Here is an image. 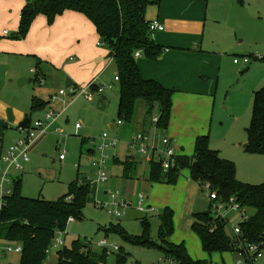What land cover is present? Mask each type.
Here are the masks:
<instances>
[{
    "label": "rangeland",
    "instance_id": "obj_1",
    "mask_svg": "<svg viewBox=\"0 0 264 264\" xmlns=\"http://www.w3.org/2000/svg\"><path fill=\"white\" fill-rule=\"evenodd\" d=\"M226 1H228L229 7H232L233 4L238 5L234 10V14H236L234 17L241 27L233 34L238 36V40L234 41L239 42V48L228 52L231 60L227 65L226 75L220 80V90L212 114L213 122L210 135L212 147H210L215 149L217 145H225L226 140L222 139V136L227 134L228 140L225 147L231 146L230 155L236 165L237 179L243 183L260 185L264 183V155L244 152L243 147H237V144L231 143L235 140L229 135H235L237 143L248 139L246 129L251 124L253 114L252 93L249 89L252 90L254 86L261 89L264 86V0H247L246 3H241L238 0L237 2L236 0ZM230 9H228V13H230ZM215 29L218 31V37L215 38H225V34L230 31V28L222 23L213 28L208 24L206 38L214 37ZM99 43L98 46L102 47L103 45H99ZM104 48L108 49L106 46ZM244 56H248L250 64H243ZM235 59L240 62L239 65L233 64ZM37 64L34 57H17L13 54L0 52V103L4 106V112L7 115L8 110H12L13 113L17 110L29 113L32 122L43 120L46 116L44 111L30 110L33 97L56 96L60 89L65 88L62 87L63 81L59 73L50 67H43L41 64L39 67ZM41 68L47 74L46 84H40L37 78L36 82L19 86L20 75L36 79L37 71ZM248 68L249 76L247 75ZM113 69L114 66H111L102 78L106 87L104 93L95 95L92 101L89 102L84 96H77L74 100L70 97H60L58 100L50 102L49 111L54 110L57 114H60L64 108L65 111L58 115L54 125L47 133H36V137L30 142L28 149L29 162L22 164V170L18 171L12 168L8 171V180L11 182L8 186L12 187L14 180L22 178L21 192L24 197L56 201L68 194L70 185L77 178L82 184H90L91 192L83 211V219L68 224L63 240L65 246L69 248L75 240H87L92 243L93 249L97 253H101L98 244L104 239L108 243L118 244L122 251L107 256V264H119L118 256H127L124 264H135L136 262L141 264H177L174 259H167L163 252L169 250L168 243L175 244V242L176 244L183 242L185 247L190 249L189 255L194 260H200L205 264H237L238 254L236 253L225 252L212 255L205 253L199 237L190 228V220L198 212L195 210L188 213L190 204L193 202L186 184L187 170L181 172L178 185L163 184L165 186L156 191V201L151 200L152 211L144 214L139 212V195L150 197V182L148 180L151 164L133 163L132 175L142 178L136 179L137 182L125 175L122 163L128 156H137V154L130 151L126 144L131 137L127 129L130 124L124 123L118 132L112 131L109 127L110 122L118 123L119 121L117 112L120 85L115 83L112 89L107 87L111 82H114ZM240 71H244L243 74ZM87 85L81 87L84 88ZM248 101H250L249 111H247ZM242 102L245 103L246 109L244 115L243 111L238 108ZM224 105H228L227 110L224 109ZM144 108V102L139 101L137 112L139 113V110ZM153 115H159V108L154 109ZM234 115H237L238 118L233 119ZM78 124L81 125L79 130L76 128ZM2 126L3 131L4 127L8 128L3 144H0L2 158H5L16 142L26 136V132L21 133L15 130L13 124H10L8 120L4 124L2 123ZM58 130H61V133ZM104 133L109 134L111 138L118 137L120 142L115 149H110L105 153L109 157L104 165L105 176L102 178L105 181L102 182L98 173L99 169L93 163L102 156L98 148L103 144L102 135ZM192 151L193 148L190 147L188 154H191ZM61 156H64L63 160L60 159ZM2 167L6 169L7 165L2 164ZM49 177H53V179ZM112 195L116 196L117 202L123 200L128 204V208L124 211L121 210L125 213L121 217L113 214L116 211V206L112 204ZM200 196L204 200V197ZM211 205L213 211L217 212V216H223L229 221L226 231L229 236H233V229L238 227L244 219L242 212L233 210L231 201L222 211L216 209V203ZM166 209H171L174 213V233L170 238L162 241L159 236L161 225L159 217L164 214ZM253 211L249 209L246 214L251 215L254 213ZM145 219L150 223L149 239L156 243L157 248L132 246L112 230L119 227L129 237H139L143 233L141 222ZM4 248L5 246L0 244L1 255H5L2 254ZM5 257L8 258L7 260H12L18 258V255L8 254ZM57 259V255L53 257L51 254L47 264H54ZM5 263L6 259L1 258L0 264ZM254 264H264V255Z\"/></svg>",
    "mask_w": 264,
    "mask_h": 264
},
{
    "label": "trees",
    "instance_id": "obj_2",
    "mask_svg": "<svg viewBox=\"0 0 264 264\" xmlns=\"http://www.w3.org/2000/svg\"><path fill=\"white\" fill-rule=\"evenodd\" d=\"M154 3V0H27L21 12L18 30L12 38L25 39L40 15L46 17L51 26L66 11L83 14L95 25L102 45L110 50L109 58L113 60L119 78L117 83L120 85V121L131 123L137 103L142 101L146 118H151L154 109L159 108L158 127L167 130L175 91L153 80L144 79L135 58V53L140 52L144 57L155 60L163 51L153 40L146 18L148 7ZM42 105L39 99L33 98L32 110ZM246 132L248 139L245 152L264 155V86L254 94L252 121ZM176 162L177 167L168 172H163L159 165L151 164L149 182L175 185L181 172L186 169L194 182L202 188L208 187L209 193L217 194L218 199L213 202L216 203V209L221 204L227 207L233 200L243 211L244 219L238 226L240 233L234 232L233 236H229L226 231L229 221L223 216H217L212 205L207 212L194 216L192 229L199 237L205 253L239 254L245 253L248 245L264 247V183L251 185L239 181L235 164L211 149L209 136L197 138L193 157L178 155ZM133 163L131 157L122 163L125 175L129 178ZM13 182L12 194L0 200V241L7 243V246H22L19 264H47V251L56 232L66 231L71 217L75 221L83 219V211L91 192L90 184H82L77 178L70 185L67 195L57 201H47L24 197L21 192L22 178ZM249 209L254 210V213L247 215ZM173 218L171 209H166L159 217L160 240L165 241L173 235ZM141 224L143 233L139 237H129L119 227L112 230L132 246L156 247V243L149 239V221L145 219ZM168 245L169 250L163 251L167 259H174L177 264H205L194 260L184 244ZM57 256L54 264H107L106 253L95 252L92 243L87 240L73 241L70 248L65 246ZM126 260L127 256H118L119 264H124Z\"/></svg>",
    "mask_w": 264,
    "mask_h": 264
},
{
    "label": "crops",
    "instance_id": "obj_3",
    "mask_svg": "<svg viewBox=\"0 0 264 264\" xmlns=\"http://www.w3.org/2000/svg\"><path fill=\"white\" fill-rule=\"evenodd\" d=\"M154 1L155 3L147 9L146 18L149 22L157 21L165 27V31L152 35L153 40L163 51L155 60L148 59L142 54L141 57L137 58V65L144 79L153 80L164 88L175 91L172 98L169 125L167 130H161V135L167 136L172 140L177 155L193 157L197 138L201 136H209L210 138L213 122L212 114L220 90V80L226 75L227 65L231 60L229 53L239 48V42L234 41L238 40V36L235 33L233 34L241 27L234 17V15L236 16L234 10L238 5L232 3L233 6L229 7L226 0ZM238 1L241 3L247 2V0ZM26 2L27 0H0V52L13 54L17 57H34L38 63L37 66L40 67L41 64L43 67H50L56 73H59L63 81L62 87L66 89L73 86L90 85L93 82L97 87H103L105 84H103L102 78L107 73L106 71L114 65L111 61L112 59L109 58L110 50L104 48V45L102 47L98 46L100 38L95 25L83 14L73 11H66L61 16H58L51 26L48 25L46 17L40 15L35 19L25 39L14 40L11 36L16 34L18 30L21 12ZM229 8H231L230 13H228ZM223 19L225 21H222ZM221 23L230 28V31L225 34V38H215L218 37L216 29L213 34L214 37L206 38L208 24L213 28ZM210 31L212 32L213 30ZM244 57L247 58L248 56ZM235 60L233 64L239 65L240 62L235 63ZM243 64L248 65L250 61L245 63L243 59ZM31 72L33 73L32 69ZM113 72L114 82H111L110 85L114 87L115 83H117L115 82V66ZM249 74L250 72L247 75L249 76ZM39 77L44 79L46 84L47 74L42 68L37 71L36 79H33V82L37 78L39 80ZM20 78H24L23 75H20ZM258 90L259 88L257 89L255 86L252 90L249 89L252 93L253 103L254 94ZM91 93L93 98L95 95H101L96 92L95 88ZM48 96L33 97L39 99L43 104L37 110L44 111L46 114L49 111V107H51L52 95ZM93 98L91 100L86 99L90 102ZM32 102L33 99L30 110H32ZM223 107L226 110L228 109V105ZM249 107L250 101L247 102V111H249ZM238 108L243 111L244 115L246 112L245 103H240ZM4 110V106L0 103V144H3L6 131H8V128L5 127L3 131L2 126V123L4 124L8 120V115ZM64 111L65 108L61 113ZM144 111V109L139 110L138 113L136 110L135 117L131 123L122 121L123 124L119 125L112 121L109 127L112 131L118 132L120 126L122 127L124 123L130 124L126 125L130 136L137 132L153 131L151 119L155 116L146 118ZM61 113L58 114L61 115ZM12 114L15 120L13 123H10L9 120L8 122L13 124L15 130L25 133L33 123L30 119L31 115L17 110L14 113L12 111ZM26 118L30 119V123L26 128L21 129L20 125L25 122ZM117 118L119 119V116ZM232 118L237 119L238 116L234 115ZM59 133H61V130H59ZM227 136V134L222 136V139L226 140L225 145L228 140ZM229 136H232L235 140L231 143L237 144V147H243L245 152L247 139L237 143L235 135L230 134ZM24 138L25 136L21 139ZM225 145H217L215 149H212L218 151L224 159L233 162L230 155L231 146L226 148ZM210 146L212 147L211 140ZM190 147L193 148V151L188 154ZM0 157H2V147H0ZM128 157H131L136 164L146 162L140 156L132 155ZM187 171L186 184L192 195L193 202L190 204L188 213L195 210L198 212L196 214L207 212L213 203L210 199V193L207 188H202L194 182L191 179L189 170ZM129 179L137 182V180L142 178L134 177L131 173ZM149 184L150 197L145 198L147 206L152 209L151 200L156 201V191H159L160 187L165 185L151 182ZM200 192L201 194H199ZM200 195L204 197V200L201 199ZM194 216L190 220V228L195 222ZM0 244L7 246V243L2 241H0ZM186 249L189 253V247ZM2 254L7 256L9 253L3 251ZM5 255L0 254V259H6L5 264H19L20 254H15L16 256L18 255V258L12 260H7L8 258ZM52 255L53 257L56 256V254Z\"/></svg>",
    "mask_w": 264,
    "mask_h": 264
},
{
    "label": "built area",
    "instance_id": "obj_4",
    "mask_svg": "<svg viewBox=\"0 0 264 264\" xmlns=\"http://www.w3.org/2000/svg\"><path fill=\"white\" fill-rule=\"evenodd\" d=\"M149 30L151 34H155L158 32L165 31V27L161 25L157 21L149 22ZM102 45V43H99ZM141 57L140 52L135 53V58ZM113 62V60H111ZM249 58H244L245 63H249ZM238 60H235V63H238ZM118 76L115 77V82H118ZM39 82L41 84H45L44 79L40 78ZM109 89L113 88V85L107 86ZM96 89L98 94H101L106 87H97L95 83H91L86 87H70L69 89H60L58 95L52 96L51 101H56L60 97H72L76 98L77 96L84 95L88 100L93 98V94L91 91ZM59 114L54 110H50L47 112L45 120H38L31 124L29 129L26 131V136L24 139H21L16 143V145L7 153L5 158L0 157V200H2L5 196H9L13 192V186L9 187L11 184L10 180H8V171L12 168L15 170H22V164L29 162L28 149L30 142L36 137V133H47L50 127L54 124L56 118ZM159 117L155 116L151 120V124L153 126V131H145V132H137L133 134L127 142V146L130 151L137 154L143 158L149 164H156L161 167L163 172H168L170 169L177 167V153L173 146L172 140L167 136L161 135V129L158 127ZM119 125H122V121L118 122ZM76 128L79 130L81 125H77ZM59 132V130H58ZM103 144L98 148V150L102 153V156L99 160H95L93 165L99 169V176L102 182L105 181V170L104 165L106 160L108 159V155L105 154L110 149H115L120 140L118 137L111 138L109 134L104 133L102 135ZM61 160L64 159V156L60 157ZM2 164H6L7 168L3 169ZM208 189V187H206ZM210 199L212 202L218 199L216 193L210 194ZM139 212L144 214L152 211L150 206L146 204V198L144 195H139ZM233 205L231 206L233 210L242 212L240 206L236 204L233 200H231ZM112 204L116 206V211L113 212L115 216L121 217L125 213L123 212L126 208H128V204L125 201L117 202L116 196L112 195ZM226 205L221 204L218 206L219 210H223ZM123 210V211H121ZM75 222L74 218H70L69 223ZM66 231H58L52 241V245L50 249L47 251L48 256L51 254H56L65 247V241L63 240ZM235 234L240 233V229L238 227L234 228ZM98 248L100 251L105 252L107 256L120 252V247L115 243H108L106 239L102 240L98 244ZM4 251L9 254H21L22 246L21 245H8L4 248ZM53 252V253H52ZM264 255V247L261 245H248L245 253L238 254L237 264H254L256 260L263 258Z\"/></svg>",
    "mask_w": 264,
    "mask_h": 264
},
{
    "label": "water",
    "instance_id": "obj_5",
    "mask_svg": "<svg viewBox=\"0 0 264 264\" xmlns=\"http://www.w3.org/2000/svg\"><path fill=\"white\" fill-rule=\"evenodd\" d=\"M14 36H15V34H12L11 37H14ZM27 82L28 83H32L33 82V79H28L27 77H24V78L20 79L19 86H22V85L26 84ZM8 120H9L10 123H13L14 120H15V118L13 117V114H12V111L11 110L8 111ZM29 123H30V119L26 118L25 122L20 125V128L21 129L26 128ZM42 173L45 174L44 171H42ZM49 178L53 179V177H49ZM57 200L58 199H56V201Z\"/></svg>",
    "mask_w": 264,
    "mask_h": 264
}]
</instances>
